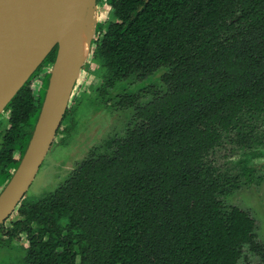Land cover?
<instances>
[{"label": "trees", "instance_id": "1", "mask_svg": "<svg viewBox=\"0 0 264 264\" xmlns=\"http://www.w3.org/2000/svg\"><path fill=\"white\" fill-rule=\"evenodd\" d=\"M106 2L114 19L97 27L95 99L157 73L166 90L146 103V91L121 94L113 104L134 110V125L54 191L25 197L0 245L25 234V264H238L246 248L264 264L256 219L227 201L255 182L254 169L218 156L227 140L238 148L264 140L253 134L264 117V0ZM46 74L38 98L32 75L6 107L0 191L30 142ZM83 97L76 104L74 96L57 135L70 130L68 120L75 125Z\"/></svg>", "mask_w": 264, "mask_h": 264}, {"label": "water", "instance_id": "2", "mask_svg": "<svg viewBox=\"0 0 264 264\" xmlns=\"http://www.w3.org/2000/svg\"><path fill=\"white\" fill-rule=\"evenodd\" d=\"M98 0H0V117L57 46L55 62L28 147L10 180L0 191V226L17 210L34 182L57 136L87 64L91 61L101 20ZM93 6L98 15L89 52L80 72L56 74L64 50L63 29L83 10ZM77 69V67H76ZM56 76H58L56 78ZM57 94H64L57 97Z\"/></svg>", "mask_w": 264, "mask_h": 264}, {"label": "rangeland", "instance_id": "3", "mask_svg": "<svg viewBox=\"0 0 264 264\" xmlns=\"http://www.w3.org/2000/svg\"><path fill=\"white\" fill-rule=\"evenodd\" d=\"M99 11L101 22L107 23L114 19L113 10L106 0L99 1ZM97 38V37H96ZM89 66V67H87ZM84 73L81 76L78 88L75 92L74 102L82 98L80 104L76 105L74 119L68 120V132L58 134L47 154L40 170L32 183L25 197H40L46 193L54 191L71 174L78 164L83 161L91 151L98 150L105 152L110 150L109 142L115 138L123 137L127 129L134 125L136 120L135 111L132 109H118L113 102L123 93H133L146 91L144 103L148 102L153 94L164 92L166 90L161 81V73H157L144 81L137 79H128L118 84L112 89L108 100L103 102L95 99L96 89L101 85L102 79L96 76L92 71L96 69L97 64L89 62ZM50 71V66H45L38 74L32 77L31 86L36 98L39 97L44 75ZM73 103V105H75ZM9 113H4L0 119L3 122V131L9 125ZM3 118V119H2ZM2 148V138L0 136V150ZM227 150L222 149L218 156L224 158ZM244 150H236L231 154V160L237 161L245 156ZM19 151L15 152V157L20 158ZM254 163L262 166L264 170V157L257 158ZM228 203L235 204L248 211L257 221L258 239L264 245V180L257 185H244L227 198ZM16 212L6 222L7 226L16 218ZM1 234V231H0ZM6 238L5 235H3ZM28 241L26 235L19 239L7 240L0 245V264H25L24 256ZM238 264H262L257 254L245 249L244 256Z\"/></svg>", "mask_w": 264, "mask_h": 264}, {"label": "bare ground", "instance_id": "4", "mask_svg": "<svg viewBox=\"0 0 264 264\" xmlns=\"http://www.w3.org/2000/svg\"><path fill=\"white\" fill-rule=\"evenodd\" d=\"M97 19L98 15L95 8L90 6L83 10L81 17L79 14L77 18L69 21L63 29L59 39L64 46L65 53L62 63L57 66V75L63 77L72 72H76L75 76L79 74L80 66L89 52V42L93 37ZM56 96L63 97L64 94H57Z\"/></svg>", "mask_w": 264, "mask_h": 264}, {"label": "flooded vegetation", "instance_id": "5", "mask_svg": "<svg viewBox=\"0 0 264 264\" xmlns=\"http://www.w3.org/2000/svg\"><path fill=\"white\" fill-rule=\"evenodd\" d=\"M45 75H47V74H45ZM45 75H44V78H45ZM42 85H43V83H42ZM9 118V117H8ZM7 118V119H8ZM3 119V118H2ZM259 125V126H258ZM2 127L3 126H1L0 127V132H2L3 131V129H2ZM255 130L256 131H254V133L253 134H260L261 136H263L264 137V117L260 120V123L259 124H257V126H256V128H255ZM225 140H227V138L225 139ZM231 142V139L230 140H227V142L225 143V146H224V148L223 149H225V150H227L228 151V153H225L224 154V158H221V160H222V162L224 163H226V162H232V163H235V162H238V161H244L245 162V165L246 166H248V167H251V168H253L254 169V177H255V182H253V183H247V184H245V185H257V184H260L263 180H264V170H261V168H262V166H258V165H256L255 163H254V160L255 159H257V158H262V157H264V140H263V142H256V143H253L252 144V146L251 147H245V148H241V147H237V146H235V144H232V143H230ZM244 150L245 151V156L243 157V158H240L239 160H237V161H232L231 160V154H232V152L234 151H236V150ZM242 166H243V164H242ZM263 169V168H262ZM244 186V185H243ZM242 188V187H241ZM240 188V189H241ZM17 211V210H16ZM15 211V212H16ZM14 212V213H15ZM13 215V214H12ZM11 218V217H10ZM9 218V219H10ZM8 219V220H9ZM8 220H6L5 221V223L3 224L5 227H8L7 225H6V222L8 221ZM13 221V220H12ZM3 225H1L0 226V231H1V236H2V226ZM16 239H18V238H16ZM28 241V240H27ZM4 245V244H3Z\"/></svg>", "mask_w": 264, "mask_h": 264}]
</instances>
